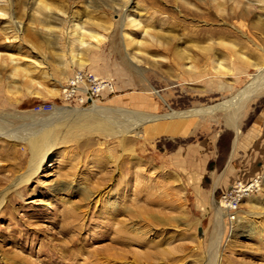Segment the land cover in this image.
Instances as JSON below:
<instances>
[{"label":"rangeland","instance_id":"rangeland-1","mask_svg":"<svg viewBox=\"0 0 264 264\" xmlns=\"http://www.w3.org/2000/svg\"><path fill=\"white\" fill-rule=\"evenodd\" d=\"M263 51L264 0H0V264H264V92L238 133L219 114L150 139L136 119L237 99ZM77 70L113 93L67 100ZM92 105L117 124L61 114Z\"/></svg>","mask_w":264,"mask_h":264},{"label":"bare ground","instance_id":"bare-ground-1","mask_svg":"<svg viewBox=\"0 0 264 264\" xmlns=\"http://www.w3.org/2000/svg\"><path fill=\"white\" fill-rule=\"evenodd\" d=\"M73 26L74 27L72 30H73V34H75V38L72 40L71 44L75 45L78 49L79 48L81 49V47L83 48V45L85 46L86 41H84V37H83L85 35V33L79 32L81 30V27H79L77 24L73 25ZM90 39H92V37H90ZM175 54H176V57H178L180 60L184 59V56L180 52H175ZM208 54H210V52ZM263 54H264V51H263ZM78 55L75 54L74 58L75 57L77 58ZM263 92H264V57H263V62L261 63V65L259 67V72L255 76L254 81L251 84H249L247 87H245V90H243L239 94V97L237 99H231V100L227 101L226 103L218 104L215 106L201 107V108H196V109L187 110V111L176 112V111L170 110L169 113H166L163 115H143V116L139 115L136 117V119H138L142 125H148L149 124L146 127L145 132H146L147 137L150 139L160 138V137H167V138L175 139V138L181 136L182 134L186 133L187 130L185 128V125L189 121H191L192 118L204 119L205 116L212 117V116L219 115V114H225V118L227 117L226 123L230 127L234 128L236 133H238L239 132V120L241 119V116L243 114V109L245 107V104L248 101L253 100L254 98L261 96V94ZM241 103H242V105H241ZM108 111H110V110H108ZM110 113H108L106 111V109H104L103 107L92 105L90 107V109H88V110L74 111V112H71L70 110H66V111L64 110L61 114L67 115V116H74L75 115V116H83V117L85 114H89V115L93 114V116H95L94 114H96V117H97V115H98V117L100 115L103 119H107V120L111 121L112 124H117V122L114 121V119L112 118V115H110ZM121 113H122V111H121ZM90 116H92V115H90ZM168 122H171L172 124L170 125V124H168ZM44 126H50V122L46 121ZM0 136H2L1 133H0ZM3 138H5V137H3ZM29 147H30L31 163H32L31 169H30V171H31L30 175H32V174H35L37 172L40 165L43 163L45 156L47 154L48 145L46 142H41L39 144H35V142H31V143H29ZM25 176H27V175H25ZM27 179H28V177H27ZM25 182H26V179H25ZM252 186H253V184H252ZM84 193L87 195L86 191ZM3 194H5V193H3ZM88 197L86 199H89ZM226 216H227V213H226ZM231 224H233V222ZM251 228L252 227H250L248 229L251 230ZM117 231L118 230H116L115 232H117ZM126 231H127V229H126ZM247 236H250V235L248 234Z\"/></svg>","mask_w":264,"mask_h":264},{"label":"built area","instance_id":"built-area-1","mask_svg":"<svg viewBox=\"0 0 264 264\" xmlns=\"http://www.w3.org/2000/svg\"><path fill=\"white\" fill-rule=\"evenodd\" d=\"M112 93L113 86L109 80L101 79L88 70H77L62 90V94L67 100L79 102L81 105L92 104L93 101L100 99L102 96ZM49 110L50 108L43 109L46 112ZM251 186L252 184L248 185L243 192H246ZM232 193L231 191L229 192V197H227V194L224 195V200L227 204L226 209L229 211V223H232L235 219L234 212L238 205V197H240V195L230 197L233 195Z\"/></svg>","mask_w":264,"mask_h":264}]
</instances>
